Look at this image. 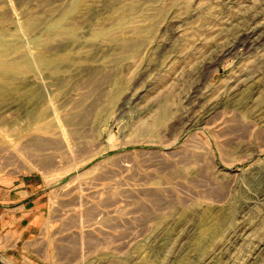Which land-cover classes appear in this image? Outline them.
Returning a JSON list of instances; mask_svg holds the SVG:
<instances>
[{"label": "rangeland", "instance_id": "obj_1", "mask_svg": "<svg viewBox=\"0 0 264 264\" xmlns=\"http://www.w3.org/2000/svg\"><path fill=\"white\" fill-rule=\"evenodd\" d=\"M263 28L264 0H0V183L41 199L0 264H264Z\"/></svg>", "mask_w": 264, "mask_h": 264}, {"label": "crops", "instance_id": "obj_2", "mask_svg": "<svg viewBox=\"0 0 264 264\" xmlns=\"http://www.w3.org/2000/svg\"><path fill=\"white\" fill-rule=\"evenodd\" d=\"M32 182L4 180L0 183V233L6 231L8 226L14 227L10 231L17 232L20 238L35 232L39 219L34 211L36 202L40 203L41 199L35 187H31Z\"/></svg>", "mask_w": 264, "mask_h": 264}, {"label": "bare ground", "instance_id": "obj_3", "mask_svg": "<svg viewBox=\"0 0 264 264\" xmlns=\"http://www.w3.org/2000/svg\"><path fill=\"white\" fill-rule=\"evenodd\" d=\"M27 24V23H26ZM264 29V28H263ZM258 32V31H257ZM104 34V32H99V34L98 35H103ZM60 35H62V33H60V32H58L57 31V33H55L54 34V36H60ZM5 51V50H4ZM38 63L40 64V65H42V66H44V65H47V62L45 61V59H43V58H41V59H39V61H38ZM5 67L7 68V69H9L10 70V72L11 73H17L18 71H20V70H26V69H30L31 68V66H26V65H23V64H18V63H15V62H11V63H9V64H7V65H5ZM56 71V70H55ZM256 82V81H255ZM254 92L253 91H250V93L247 95V97H246V99L247 98H250V95H252ZM249 96V97H248ZM26 100V99H25ZM251 100H252V97H251ZM251 100H250V102H251ZM248 102V101H247ZM251 104V103H250ZM259 115V114H258Z\"/></svg>", "mask_w": 264, "mask_h": 264}]
</instances>
